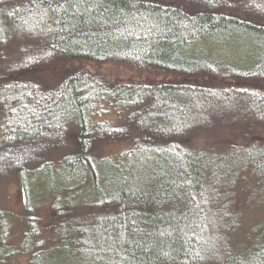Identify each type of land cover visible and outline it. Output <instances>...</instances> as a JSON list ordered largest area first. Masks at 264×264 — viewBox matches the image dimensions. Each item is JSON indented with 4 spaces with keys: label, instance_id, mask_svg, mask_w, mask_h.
I'll return each instance as SVG.
<instances>
[{
    "label": "trees",
    "instance_id": "trees-1",
    "mask_svg": "<svg viewBox=\"0 0 264 264\" xmlns=\"http://www.w3.org/2000/svg\"><path fill=\"white\" fill-rule=\"evenodd\" d=\"M8 25L43 46L0 66V181L25 205L0 188V264H264L242 195L257 179L264 204V0H0Z\"/></svg>",
    "mask_w": 264,
    "mask_h": 264
},
{
    "label": "rangeland",
    "instance_id": "rangeland-1",
    "mask_svg": "<svg viewBox=\"0 0 264 264\" xmlns=\"http://www.w3.org/2000/svg\"><path fill=\"white\" fill-rule=\"evenodd\" d=\"M29 33L30 32H27L25 29L13 30V26L11 25L5 27L4 35L0 36V58H1L0 66L3 62H7V61L14 62L17 59L23 57L34 58L36 55L41 54L40 48L43 46L42 45L43 42L36 40V38L32 36V33L31 34ZM76 66L78 67L79 65ZM73 67L74 66L72 65L71 68ZM84 67L87 69H92V66L90 65H84ZM107 69L108 66H105L103 72L106 73ZM110 72H107V74L110 75L114 74L113 76L114 78L122 79L125 82L129 81V82L144 83L146 82V80L148 82L152 80L160 81L165 79L164 76H161L160 74H156V73L153 74L138 73L139 74L138 75L136 73H131L130 71L129 72L122 71V73H120L119 75L118 72L116 73L114 70H110ZM58 84H59L58 82L57 83L54 82L55 86H57ZM56 89L60 91V87H52L50 90H56ZM0 101L5 102V96L3 94H0ZM17 109L19 110L18 105H17ZM17 109H10V108L9 110L6 109L8 111L6 113L13 114L12 112H16ZM0 113H5V111H3L0 108ZM123 113L116 110L113 106L105 104L97 108V112L95 114V120L98 123L108 122V123L117 124L125 118L126 115L125 113L124 114ZM3 117L4 116L0 114V118ZM72 140H73V135H72ZM198 140H201V138H199ZM73 141L76 140L74 139ZM127 147L128 144L126 142L121 141L115 144L107 145L106 150H104V152L105 154H108V156L116 157ZM260 183L261 182L258 183L257 179H253L251 181V184H249V187L245 186L244 187L245 190L242 191V195L247 196V198L250 197L251 200L253 199L252 202H250V204L246 203V206L244 208L245 212L243 215V226L245 227L244 230L246 234L250 233L254 227L260 225V223L264 220V204H260V205L255 204L258 197H254L253 195V190L256 191V188H259L258 186L260 185ZM0 188L2 189V193H3L1 198L2 204L6 207H9V209L14 213L22 212L25 205H24L23 188L21 186L20 180L15 176L13 177L12 175H10L4 181H0ZM255 191L254 193L257 194V192ZM259 193L262 195L261 190L259 191ZM46 208H45V213L46 214L48 213L51 216L52 215L51 208L50 207H48L47 209Z\"/></svg>",
    "mask_w": 264,
    "mask_h": 264
}]
</instances>
